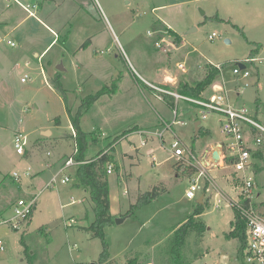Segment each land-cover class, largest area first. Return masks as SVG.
Returning a JSON list of instances; mask_svg holds the SVG:
<instances>
[{"label":"rangeland","instance_id":"rangeland-1","mask_svg":"<svg viewBox=\"0 0 264 264\" xmlns=\"http://www.w3.org/2000/svg\"><path fill=\"white\" fill-rule=\"evenodd\" d=\"M213 32L218 36L210 39ZM0 35L16 42L15 47L0 42V264L99 261L103 241L85 228L95 217L90 192L75 185L76 166L61 169L78 149L68 108L75 114L103 88L108 92L82 107L81 125L88 142L85 158L108 151L115 167L108 174L114 222L105 228L111 257L121 263L129 255L138 256V264H170L174 231L196 212L204 195L200 220L206 231L202 240L195 230L189 233L186 264H249L238 257V240L225 238L234 212L228 197H238L228 180L235 178L232 167L213 166L210 174L218 187L209 185L206 191L202 177L196 196L188 198L191 176L177 174L172 156L174 141L198 158L206 151L209 156L211 143L225 140L221 116L211 112L203 119L200 105L176 98L177 120L183 124L175 122L163 139L139 129L163 130L165 121H173L175 107L142 78L176 92L181 80L203 79L210 63L221 69L203 98L227 95L264 122V0H0ZM259 43L256 60L249 61ZM61 62L65 70L60 71ZM239 63L250 71L247 79L234 73ZM164 73L169 81L161 84ZM25 75L29 78L23 82ZM57 76L62 89L53 82ZM197 120L206 132L196 135ZM17 132L28 136L25 154L16 151ZM65 175L70 181L62 183ZM55 176L57 183L49 186ZM249 176L264 208V156L254 157ZM156 187V198L132 208L140 194ZM34 196L32 215L13 228L17 202ZM122 213L132 214L118 224Z\"/></svg>","mask_w":264,"mask_h":264},{"label":"built area","instance_id":"built-area-1","mask_svg":"<svg viewBox=\"0 0 264 264\" xmlns=\"http://www.w3.org/2000/svg\"><path fill=\"white\" fill-rule=\"evenodd\" d=\"M217 33L213 32L209 35L210 39H215L217 37ZM165 40V38H163ZM0 42H7L12 47L16 46V42L14 39L9 38L7 36L0 35ZM157 45L160 44L157 42ZM256 58H249V61H255ZM28 62L26 63V65ZM245 65V64H244ZM179 68L183 71H186V67L184 63H180ZM220 68L219 65H216ZM234 73L237 76H241L242 79H247L251 73L247 69L240 67V63L238 67L234 68ZM29 78V75H25L21 78L23 82H26ZM149 86L159 90L160 92L167 93L177 98H183L189 102L196 103L200 105L203 110L201 111L202 118L206 119L211 112H216L221 116V128L223 133L225 134V140L222 142L223 144V152L221 155L220 162L215 165L210 163L209 157L206 153L203 154L202 158H198V155L191 149H189L186 145L181 144L179 141H174L172 143V156L176 158L177 162L182 163L181 170L184 169L185 165H191L195 167L196 171L190 174L191 176V185L186 190V196L188 198H193L196 196V191L201 188L198 181L204 177L205 183L204 188L206 191L210 189L209 185H217L216 177L210 174V170L213 166H221V167H232L233 175L235 178L230 179L228 176V180L234 182L232 185L234 191L238 194L236 199L228 197V194H224L228 197L227 206H230L236 209L245 220L246 231L245 238L246 244L243 249V259L245 262L249 264H264V208L259 205V197L258 194L255 193V183L252 177L249 176V171L253 167L254 160V152L259 150L264 145V122L251 115L249 110L246 107H237L233 102L230 101L227 95L217 94L212 96L211 98H200L196 99L190 96L181 95L177 92L167 91L166 88L160 87L158 85H154L151 82L147 81L145 78H142ZM249 82L246 81L245 86H248ZM239 91H243L241 86L238 87ZM222 90L225 89V85L222 84ZM221 90V91H222ZM228 98V99H227ZM176 99V100H177ZM177 103V101H176ZM179 109L176 106L173 109V121L167 122L165 121V127L161 131L148 132L142 131L143 134H153L157 135L160 139H163L164 133L173 127L175 122H179L183 124V121H178L179 117ZM75 134V133H74ZM251 141L254 142L255 146L251 145ZM15 148L16 151L20 154H25L26 145L28 144V136L22 132H17L15 134ZM147 139L142 140V145L146 144ZM78 149L76 148L75 152L72 156H70L64 162V166L61 170H64L70 166H77L82 161H78L75 158V154H77ZM30 167L27 168V174L30 173ZM115 170L113 163H108L107 172L108 174L112 173ZM14 177L16 179L21 178V174L18 172H14ZM232 177V176H231ZM70 181V176L65 175L61 178V182L65 183ZM57 183V176H55L48 185H53ZM219 190V189H218ZM218 195H222V192L217 191ZM37 204V196H34L31 200L26 201L25 199H19L15 208H14V216L12 220V227L19 228V222L29 218ZM74 223V219L71 218L67 224L72 226ZM0 248L3 249V242L0 240ZM152 264V263H148ZM216 264H222L217 262Z\"/></svg>","mask_w":264,"mask_h":264},{"label":"trees","instance_id":"trees-1","mask_svg":"<svg viewBox=\"0 0 264 264\" xmlns=\"http://www.w3.org/2000/svg\"><path fill=\"white\" fill-rule=\"evenodd\" d=\"M172 34L176 35L174 31L169 30ZM180 36L177 35V39ZM88 42L83 44V47H88ZM262 48V44L259 43L255 49L251 51L250 56L258 52ZM210 67L207 69L205 76L203 79L195 80L193 82L181 80L176 87V92L181 95L190 96L196 99L203 98V92L214 82L215 77L218 75L221 67H217L210 63ZM221 66V65H220ZM53 82L57 87H60V79L59 77L53 78ZM163 88H170V85L165 84L162 85ZM108 87H106L107 89ZM108 91L105 88L99 90L97 93L92 94L86 100L88 101V107L90 104L92 105L103 93ZM159 94L164 95V100H166L172 107L175 106L176 99L174 96L169 95L167 93H163L158 91ZM85 101V102H86ZM85 102L81 104L79 109L75 114L68 108V113L70 116V120L75 131V134H72L76 140L78 141V152L75 154V158L78 161H82L79 165L76 166L74 172V181L75 185L79 187H83L88 189L90 192L91 199L94 203V220L85 227L93 237H98L103 241L104 249L101 252L99 261L97 264H121L118 259L112 258L109 251V244L106 239L105 228L114 222V217L111 213V204H110V190H109V181H108V172L107 166L108 163L112 162V155L108 151L101 150L94 157L85 158V149L88 146V142L86 139V134L82 129L81 121L84 114L82 107H85ZM203 127L201 125L199 133L202 132ZM133 129H128L125 132H131ZM206 132V130H205ZM198 133V134H199ZM126 134V133H124ZM96 140V138L94 139ZM255 157L262 158L264 156L263 150L259 149L254 152ZM182 163H176V172L177 174L180 172L191 174L196 171L195 167L191 165H185L184 169L181 170ZM164 190V188H163ZM160 190L158 187L154 188L152 191H148L147 193H142L137 198V202L133 204L132 208L140 205L146 204L152 201L154 198L158 196ZM204 203H198V208L196 212L191 215L185 222L179 224L174 231V234L171 238V248H170V264H186L183 256L184 246L186 244L187 237L192 230L197 232V236L200 240H202L205 231L206 224L204 221L200 220L201 214L203 212ZM131 208V209H132ZM234 218L230 223L231 230L225 233V237L228 239H237L239 242L238 247V257L243 259V249L246 244L245 231L246 225L245 220L242 218L241 214L233 208ZM132 213H125L123 216H130ZM196 223V225H194ZM23 240V239H22ZM124 264H138L139 257L138 256H126Z\"/></svg>","mask_w":264,"mask_h":264},{"label":"water","instance_id":"water-1","mask_svg":"<svg viewBox=\"0 0 264 264\" xmlns=\"http://www.w3.org/2000/svg\"><path fill=\"white\" fill-rule=\"evenodd\" d=\"M227 42H229L228 39H226ZM170 48H172V45H170ZM240 67L245 68V65L243 63H240ZM58 70H65L63 63H59L57 65ZM195 126H196V135L199 133L200 127H201V120H197L195 121ZM43 135H48L50 134V132L48 130H45L42 132ZM223 152V144L221 142H216L213 144V149L212 151H210L209 154V159H210V163H213L215 165H217L220 160H221V155ZM204 200V195H202L199 199H198V203H203ZM127 216H123V217H118L116 218V223L121 224L122 222H124V220L126 219ZM95 264V263H92Z\"/></svg>","mask_w":264,"mask_h":264},{"label":"crops","instance_id":"crops-1","mask_svg":"<svg viewBox=\"0 0 264 264\" xmlns=\"http://www.w3.org/2000/svg\"><path fill=\"white\" fill-rule=\"evenodd\" d=\"M31 13H33V12H31ZM173 30V29H172ZM174 31V30H173ZM176 32V31H175ZM176 34H177V32H176ZM178 35V34H177ZM178 36H181V35H178ZM168 70H166V72H167ZM164 76H165V78L163 77V79H161L160 81H159V83H165V82H168L169 80L168 79H166V78H168L170 75L169 74H166V73H164ZM147 80V79H146ZM168 80V81H167ZM147 81H149V80H147ZM207 98V97H206ZM182 114V113H181ZM201 125H202V123H201ZM204 130H206V129H204ZM44 131V130H43ZM42 131V132H43ZM136 131V130H135ZM142 131H145V129H139V132H142ZM45 136H47V135H45ZM214 143H216V142H213V143H211V144H214ZM27 150V149H26ZM28 151V150H27ZM207 152V151H206ZM205 152V153H206ZM47 154L49 155L50 154V152L48 151L47 152ZM27 155H29V153L27 154ZM189 176H190V174H189ZM258 197L260 198V196L258 195ZM205 200H203V202H204ZM125 213H122L119 217H123V215H124ZM127 218H128V216H127ZM126 218V219H127ZM233 218H234V212H233V217H232V219L230 220V223H231V221L233 220ZM125 219V220H126ZM231 230V227H230V229L228 230V231H226V232H229ZM225 232V233H226ZM226 238V237H225ZM227 240L228 241H230V240H232V239H228L227 238ZM239 243V242H238ZM238 247H239V245H238ZM125 262H122L121 264H124Z\"/></svg>","mask_w":264,"mask_h":264}]
</instances>
